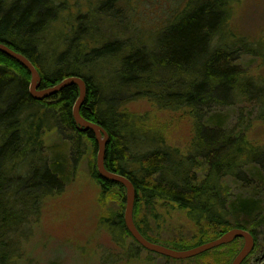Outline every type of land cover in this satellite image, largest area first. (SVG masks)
Listing matches in <instances>:
<instances>
[{
	"label": "trees",
	"instance_id": "trees-1",
	"mask_svg": "<svg viewBox=\"0 0 264 264\" xmlns=\"http://www.w3.org/2000/svg\"><path fill=\"white\" fill-rule=\"evenodd\" d=\"M53 1L0 0V43L21 52L34 65L41 66L43 62L38 59L41 54L37 39L41 31L56 17L58 9ZM195 2L197 1H188L186 7ZM201 4L203 7L195 9L192 15L174 22L182 14L179 13L168 25L166 41L163 40L161 44L165 49L166 65L176 68L199 61L205 69L203 76L206 81L198 82L193 89H175L166 96L165 101L161 98L162 105H187L195 113L198 120L197 138L194 149L188 156L178 158L167 149L141 151L137 146H130L132 142L128 138L129 135H120L115 128L116 119L110 118L106 113V102L99 96L100 86L92 83L89 77L79 74L89 62L118 51L122 47L119 40L106 42L83 55L82 51L71 52V49L79 47L77 41L81 36L75 35L70 42L76 45L73 44L60 53L55 62L58 66L66 64L68 68L63 72L58 70L52 73L50 67L43 68L41 73L39 72L42 76L39 87H51L68 76L76 75L84 79L87 92L80 106V114L86 120L100 124L108 132L105 167L110 172L125 175L133 182L136 196L132 216L135 226L144 237L166 247L181 250L214 240L225 231L240 227L252 233L254 248H259L263 244L258 239V230L260 226H264V145L257 147L255 144H245L248 141L243 134L246 131L245 126L241 129L232 127L242 134L235 136L232 129L225 128L223 116L213 112L238 99L258 97L251 92L258 86L252 80L239 78V71L232 64L235 53L233 48L215 46L212 41L214 39L211 34L216 33L222 20L217 13L222 2L206 0ZM12 32L22 34L20 39L23 41L36 36L37 45L26 47L9 35L13 34ZM82 56H85V60H81ZM88 57L91 59L88 60ZM121 61L125 64L126 73L130 75V79L123 82L129 89L134 87L135 80L144 77L143 72L135 75L132 71L140 70L147 64V60L142 51H131L124 54ZM31 78L26 66L0 51V132L4 133V140L0 143V252L10 249L13 251L12 235L16 233L18 226L25 222L24 217L19 216V210L15 209L11 188L1 187L3 180L11 184L12 176L18 172L16 177L21 182H29L30 186H42V191L36 195L38 202L55 191H60L62 187L58 175L59 171L62 172V163L52 161L47 164L39 142L41 133L38 130L43 123H37L33 118L37 115H47L48 118L56 120L60 133L63 129L69 130L77 144L80 145L81 139H84L87 142V150L92 154L97 152L93 131L80 129L73 119L78 86L66 85L62 90L38 100L30 94ZM167 99L169 101L166 102ZM203 109L209 113L207 125L201 121L199 112ZM262 119L264 122V112ZM26 127H29V131L33 130V133L28 132ZM200 129L204 131L207 139H202L203 136L199 135ZM30 146H34L32 152ZM30 155H35L37 161L44 165L43 171L30 161L26 172L20 170ZM75 161H71L72 168L76 165ZM90 162L89 173L98 185L100 194L113 195L115 189L117 190L118 208L112 220L105 221H110V227H115L120 233L132 238L124 224V186L100 176L94 168L93 160ZM226 179L229 180L228 183L235 184L233 189L226 185ZM160 203L166 208L171 204L175 209L187 213L188 219L198 229L192 239L184 236L181 239L160 236L162 225L159 220L162 214L157 212V205ZM238 238L240 237L179 261L230 264L239 250L236 244ZM132 239L141 247L134 238ZM248 257L241 264H245ZM0 264L4 263L0 260Z\"/></svg>",
	"mask_w": 264,
	"mask_h": 264
},
{
	"label": "rangeland",
	"instance_id": "rangeland-1",
	"mask_svg": "<svg viewBox=\"0 0 264 264\" xmlns=\"http://www.w3.org/2000/svg\"><path fill=\"white\" fill-rule=\"evenodd\" d=\"M188 1L54 0L52 3L58 9L56 17L37 39L41 54L38 59L43 62L41 66L35 64L38 74L41 76L43 68L50 67L51 73L68 68L66 64L58 66L55 62L60 53L76 45L70 42L75 35L81 36L77 41L79 47L71 49V52L82 51L83 55L106 42L121 41L122 47L118 51L89 62L79 74L100 86L99 96L106 102V113L116 119L115 128L120 135L130 136V146H137L141 151L167 149L178 158L188 156L197 138L195 113L187 105H162L161 101V98L165 101L175 89H193L198 82L206 81L204 66L199 61L175 68L166 65L164 60L165 49L161 44L166 41L168 25L181 12L174 22L192 15L195 9L203 7L201 2L206 0H196L186 7ZM220 2L217 13L222 20L216 33L211 34L212 41L215 46L234 49L232 64L239 71V78L255 82L258 87L251 92L259 98L238 99L213 112L223 116L225 128L232 129L235 136L242 134L232 127L241 129L245 126L243 134L248 140L245 144L261 147L264 145V0ZM12 33L9 35L13 39L28 48L37 45L36 36L23 41L20 39L22 34ZM131 51H142L147 64L132 71L135 75L143 72L144 77L135 80L134 87L127 89L123 82L129 80L130 75L126 73L121 57ZM84 57L81 60H85ZM39 85L37 90L42 89ZM204 109L199 113L202 123L207 125L209 113ZM33 119L43 123L38 130L41 133L39 142L47 164L52 161L62 163V172L58 173L62 187L38 202L36 195L42 191V186L21 182L16 177L18 172L12 176L11 184L3 180L1 187L11 188L15 209L25 220L12 235L13 251L0 252V260L4 264H202L196 260L180 262L147 251L136 245L131 237L110 227L111 222L105 219L112 220L119 201L116 189L113 195H101L89 173L90 161L93 160L96 169L97 152L90 153L84 139L80 145L77 144L69 130L63 129L60 133L56 120L47 115H37ZM27 130L33 133L29 127ZM199 135L203 136L202 139L208 138L202 129ZM3 140L4 133L0 132V143ZM30 148L32 152L34 146ZM35 151L38 152L36 147ZM73 160H76L74 168ZM29 161L44 170V165L37 161L35 155H30L20 170L26 172ZM226 181L231 189L235 187V184L228 183V179ZM228 189L230 192V187ZM175 208L171 204L168 208L161 203L157 205V212L162 214L160 236L192 239L198 229L185 211ZM258 233L263 246L255 247L245 264H264L253 258L259 256L264 248V226L259 227ZM236 244L240 249L243 239L238 238Z\"/></svg>",
	"mask_w": 264,
	"mask_h": 264
},
{
	"label": "water",
	"instance_id": "water-1",
	"mask_svg": "<svg viewBox=\"0 0 264 264\" xmlns=\"http://www.w3.org/2000/svg\"><path fill=\"white\" fill-rule=\"evenodd\" d=\"M0 51H2L6 55L11 56L17 61H20L24 66L28 68L32 76L29 85L30 94L38 100H41L42 98L48 97L53 93L62 90L66 85L76 84L78 86V98L73 106V119L75 120V123L78 124L80 129L84 131L91 129L94 133L95 140L97 141V155L95 161L97 173L110 181L118 182L124 186L126 194L124 204L125 211L123 214L124 224L128 228L132 238H134L135 241L142 246V248L150 250L159 255L161 254L168 258L182 260V258H192L195 255L204 253V251L214 249L215 247L235 240L237 237H241L243 239V246L238 250L236 256L232 259L230 264H241L242 261L248 257V254L252 251L255 245L254 237L248 230L246 231L240 227L229 229L225 231L223 235L219 236L218 238H214V240L203 242V244L193 246L190 249L181 250H177L172 247H166L161 243H155L144 237L137 226H135L133 221L132 213L136 196L133 182H131L125 175H121L113 171L110 172L105 167L104 156L106 153L105 148L109 141L108 132L100 124L90 120H86L80 115V106L84 102L87 92V85L84 79L76 75L68 76L51 87H44L37 90V86L41 82V76H39L36 66L21 52H17L6 44L0 43ZM254 259L264 262V249H262L259 256L254 257Z\"/></svg>",
	"mask_w": 264,
	"mask_h": 264
},
{
	"label": "flooded vegetation",
	"instance_id": "flooded-vegetation-1",
	"mask_svg": "<svg viewBox=\"0 0 264 264\" xmlns=\"http://www.w3.org/2000/svg\"><path fill=\"white\" fill-rule=\"evenodd\" d=\"M254 260V259H253ZM255 261V260H254ZM256 262V261H255Z\"/></svg>",
	"mask_w": 264,
	"mask_h": 264
}]
</instances>
